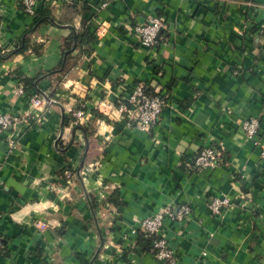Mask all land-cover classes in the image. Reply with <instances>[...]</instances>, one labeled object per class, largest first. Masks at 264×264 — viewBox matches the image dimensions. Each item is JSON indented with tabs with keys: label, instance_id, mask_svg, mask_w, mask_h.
Listing matches in <instances>:
<instances>
[{
	"label": "crops",
	"instance_id": "0c3cea01",
	"mask_svg": "<svg viewBox=\"0 0 264 264\" xmlns=\"http://www.w3.org/2000/svg\"><path fill=\"white\" fill-rule=\"evenodd\" d=\"M34 3L52 16L27 36L39 53L8 55L31 17L0 0V112L15 117L0 135V264H160L134 251L138 223L181 205L189 215L160 229L176 264H264V0ZM83 15L94 39L66 55L64 72L48 73ZM148 16L162 27L145 48L133 27ZM22 78L34 88L17 94ZM136 82L166 101L146 131L117 110ZM40 92L57 104L34 111ZM75 97L88 113L80 123L92 108L103 117L88 135L63 119ZM247 118L258 121L252 139L240 128ZM204 144L223 158L189 169ZM221 195L229 203L212 216L206 205Z\"/></svg>",
	"mask_w": 264,
	"mask_h": 264
},
{
	"label": "built area",
	"instance_id": "2783aa9c",
	"mask_svg": "<svg viewBox=\"0 0 264 264\" xmlns=\"http://www.w3.org/2000/svg\"><path fill=\"white\" fill-rule=\"evenodd\" d=\"M17 1H20L23 6V11L31 17L35 8L34 0ZM161 27L162 21L156 16H148L144 23L135 25L133 31L137 35L140 46L145 48L153 46L157 42L156 35ZM260 32L263 36L264 44V29H261ZM23 90L24 87L21 82H19L14 88V92L17 94H21ZM162 95L163 94L155 88L143 84L142 82H136L128 89L125 97L119 101L117 110L123 115V118L128 123L140 130L146 131L155 123L162 106L166 105L165 97ZM43 103L46 102L37 96L30 99V106L33 107L34 111L38 110ZM34 115L36 116L37 112H34ZM73 115L76 116L74 123H80L81 120L88 118V113L86 111L83 112L78 110L76 113H73ZM14 122V116L9 113L0 112V135L7 133L10 127L13 126ZM240 128L247 139H252L257 133L258 121L256 118L243 119L240 122ZM97 150H101V146H97ZM222 158V149H217L215 146L204 144L191 157L187 166L189 169H212L217 166ZM71 174V171H63L65 180H68ZM228 203L229 200L226 196H214L208 201L206 207L212 216H218ZM189 212L190 208L186 205H181L173 213L168 208H162L139 221L137 232H141L150 240L151 247L154 251L152 256L158 263H177V257L174 251L167 245L166 239L160 233L163 219H181L182 217L188 216ZM202 254H204V252H202Z\"/></svg>",
	"mask_w": 264,
	"mask_h": 264
},
{
	"label": "trees",
	"instance_id": "16d2710c",
	"mask_svg": "<svg viewBox=\"0 0 264 264\" xmlns=\"http://www.w3.org/2000/svg\"><path fill=\"white\" fill-rule=\"evenodd\" d=\"M17 2L19 3L20 7L23 9V6L20 3V1H17ZM80 9H81V11H80L81 14H83L85 12V10H87L85 3L81 2V8ZM86 19L87 18L84 15L80 17L79 23H80L81 29L78 30L77 32H73V31L70 32L69 36L65 39L66 44L62 50V53L65 50H68V53H70L75 48L78 49V52H79V51H81V49L83 47L87 46L94 39L93 34L85 28ZM50 20H52V16L50 15V10L47 7H42L40 9L35 7L33 15L31 16V21H30L29 25L27 26V28L23 31L22 36H21L18 44L12 50L8 51L7 54L8 55L9 54H16V53L22 54L29 49V50H32L33 53H35L37 55L39 53V49L41 48L40 44H29V42H28L29 39L27 36L32 31H34L39 24H41L43 22H49ZM72 43L74 44L73 49L71 47ZM68 53H67V55H69ZM61 65H62V60L55 70L48 71V73H52L55 71L57 72ZM64 71H65V67L62 68L58 72L61 73ZM20 82L22 83L24 88H27V87L28 88H34V86L32 84V82H33L32 79L22 78L20 80ZM76 99H78V98L75 97V100ZM77 108H78V106L74 105V107L72 109L75 110ZM82 109L86 110V107L84 106V107H82ZM89 111L93 115H96L98 117L101 116L99 113H96V111L93 109H89ZM63 119L65 121H67V119H70V116L64 115ZM72 127H73V129H79L83 133V135H88L89 133H91V131L87 132L86 126H83V125L76 124ZM114 193H115V191L111 194L110 199H109V202L112 204L116 203L115 198H114V196H115ZM92 207H93V203H92ZM135 245L137 248L134 249V251L137 254L148 253V254L153 255V253H154V251L151 247V244H150V240L148 238H146L141 232H137V234H136Z\"/></svg>",
	"mask_w": 264,
	"mask_h": 264
},
{
	"label": "rangeland",
	"instance_id": "374dc122",
	"mask_svg": "<svg viewBox=\"0 0 264 264\" xmlns=\"http://www.w3.org/2000/svg\"><path fill=\"white\" fill-rule=\"evenodd\" d=\"M71 97H73V96H71ZM74 105H76V106H78V108L77 109H75L74 111H73V113H76V111H78V110H80V111H83L84 112V110L82 109V100L80 101L79 99H76L75 100V102H74ZM93 110H95L96 111V113H99L96 109H94V108H92ZM73 110V109H72ZM70 113H72V112H70ZM92 114V113H91ZM68 116H70V119H67V121H65V123L67 124V123H69L70 122V124L72 125V126H74V125H76V124H79V125H86V131L87 132H90V131H92V130H94V128H95V124H94V118H103V117H98V116H96V115H93L92 114V118H90L89 119V121L90 122H86V123H79V122H77V123H74V120L76 119V116H74L73 114H68ZM83 121V120H82ZM75 166V165H74ZM75 168H76V166H75ZM73 172V171H72Z\"/></svg>",
	"mask_w": 264,
	"mask_h": 264
},
{
	"label": "water",
	"instance_id": "95a60500",
	"mask_svg": "<svg viewBox=\"0 0 264 264\" xmlns=\"http://www.w3.org/2000/svg\"><path fill=\"white\" fill-rule=\"evenodd\" d=\"M159 32H160V31L157 32L156 38L158 37ZM73 47H74V44H73L72 48H73ZM67 53H68V50H65V51L63 52V56H62V65H63V63H64V59H65ZM62 65H61V66H62ZM40 95H41V97H42V99H43L44 102H46V103H54V104H57L55 101H52V100L49 98V96H48L47 94H45V93H43V92H40Z\"/></svg>",
	"mask_w": 264,
	"mask_h": 264
}]
</instances>
